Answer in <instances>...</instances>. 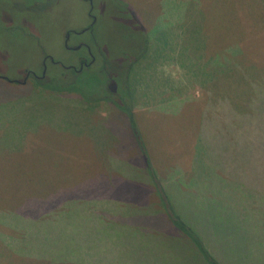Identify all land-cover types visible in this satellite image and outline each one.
I'll return each instance as SVG.
<instances>
[{
    "label": "rangeland",
    "instance_id": "1",
    "mask_svg": "<svg viewBox=\"0 0 264 264\" xmlns=\"http://www.w3.org/2000/svg\"><path fill=\"white\" fill-rule=\"evenodd\" d=\"M7 1L0 0V6H9ZM34 2L40 6L31 11L38 22L29 23L31 36L8 39L0 35V49L9 50V58L0 59V217L14 223L21 220L28 227V217H14L10 210L19 199L30 197L33 185L40 186L42 193L54 186L69 191L72 183L106 178L99 166L108 164V156L117 151V146L125 155V147L131 142L125 133L127 121L109 118V106L46 91L39 87L44 82L34 78L24 86L15 82L23 79L26 68L40 74V61L46 55L58 61L50 64L49 70L60 74L70 64L78 67L69 62L86 52L66 50L63 40L67 30L81 31L89 24L87 2L19 0L15 4ZM90 13L96 19L93 35L71 34L68 43L75 47L94 36L93 48L99 52L89 76L102 78L100 55L107 58L108 70L110 63L117 68L119 60L114 59L113 49L115 46L125 51L128 47L125 26L128 20L132 23L129 17L136 16L135 21L145 28V51L131 64L120 92L131 104L157 171L164 177L173 168L174 173L180 171L185 182L192 184L172 192L178 209L195 217L199 226L224 228L216 237L222 246L220 256L230 264H239L236 214L232 217L230 213L231 181L216 180L214 176L218 166L236 171V139L232 138L236 132V108L246 110L252 97V80L264 75V0H92ZM136 32L137 49H132L133 55L128 54V58L142 50L141 30L136 28ZM204 37L211 38L209 48ZM200 43L204 48L193 46ZM218 43L226 45L223 55L209 57ZM64 73L71 80L79 77L71 71ZM77 87L82 91L81 85ZM194 92L199 96L194 97ZM106 126L115 128L121 137ZM204 131L216 139L209 137L208 142H200ZM214 147L229 158L212 160L204 151ZM123 151L118 154L122 156ZM52 234L63 243L61 249L59 246L52 250H60L65 256L85 247L74 229L61 227ZM9 235L10 231L0 225V264H70L58 256L55 262L42 255L32 257L29 253L34 246L30 244L21 245L22 253L17 256L6 245L9 242L5 237ZM127 253L158 261L155 251L146 255L142 249L131 248Z\"/></svg>",
    "mask_w": 264,
    "mask_h": 264
},
{
    "label": "trees",
    "instance_id": "2",
    "mask_svg": "<svg viewBox=\"0 0 264 264\" xmlns=\"http://www.w3.org/2000/svg\"><path fill=\"white\" fill-rule=\"evenodd\" d=\"M135 17H129L132 23L128 20L125 26L129 48L124 51L114 46V59L119 60L117 68L110 63L111 70H108L109 63L102 55L100 62L104 67L99 72L102 78L89 76L95 66L79 73L71 71L79 76L74 80L69 79L65 71L55 74L50 68L42 81L44 85L39 86L70 99L109 106L112 112L107 115L109 118L116 116L127 121L125 133L131 142L125 147V155L117 146V151L108 156V164L99 166L106 178L72 183L69 191L54 186L42 193L40 186L33 185L30 197L19 199L10 210L14 217H28L29 227L21 220L14 223L12 219L0 217V225L10 231L5 237L9 242L6 245L17 256L22 253L21 245L30 244L34 246L30 256L42 255L52 262L59 261L58 256L66 258L70 264H136V260L138 264H165V259L166 264H230L220 256L222 246L216 239L224 228L199 226L195 217L190 218L178 209L172 192L176 188H190L192 184L185 182L180 171L174 173L173 168H169L164 177L157 171L131 104L120 92L126 84L128 69L141 58L148 42L145 28L142 29L143 25L135 21ZM136 28L142 33L139 44L142 50L128 58V54L133 55L137 49ZM120 35L124 38V33L120 32ZM82 76L88 77L84 80ZM251 87L252 97L246 110L236 108V132L232 134L236 139V171L218 166L214 177L231 181L228 189L232 193L229 202L233 207L236 205L230 210L232 217L236 214V259L239 264H264V75L252 80ZM107 128L120 135L115 128ZM209 137L212 135L208 136L204 131L199 140L208 142ZM215 139L212 137L213 141ZM215 150L216 147L204 152L210 153L215 161L229 158L221 149ZM119 151H123L122 156ZM131 191L136 195H129ZM61 227L74 229L80 244L85 247L67 256L60 250L53 251L59 246L61 249L63 244L52 234ZM129 239L131 243L127 242ZM131 248L142 249L146 255L155 251L158 261L143 259L138 253L129 255L127 250Z\"/></svg>",
    "mask_w": 264,
    "mask_h": 264
},
{
    "label": "flooded vegetation",
    "instance_id": "3",
    "mask_svg": "<svg viewBox=\"0 0 264 264\" xmlns=\"http://www.w3.org/2000/svg\"><path fill=\"white\" fill-rule=\"evenodd\" d=\"M16 1L19 0H15V2ZM84 1L87 2V4L89 5L88 16L90 18V22L81 31H76L73 29L67 30L64 35L63 46L66 48V50H74L76 52H79V50L84 49L86 52L84 54H79L78 56H75L73 60L69 62H74L78 64V67L73 64H70L66 68H64V71H74L76 73H79L84 69H89L90 67L95 66V64L97 63V54L99 51H95L93 48V45L96 44L94 36L91 37V40L89 42L80 41L75 47H70L68 45L69 41L71 40V34L77 35L79 33H89L93 35V29L96 24V19L92 16V13H90L92 11V0ZM15 2L13 0L12 4V0H9L6 2L7 4H9V6H0V8H2V10L0 11V35L3 34L5 35L3 37L8 39L21 36L22 34H24L25 37H28V35L31 36L33 32L29 29V23L31 22L33 25L35 23H38L35 20V17L31 14V11L37 9L36 6H40L37 2L31 3L30 5L27 4L26 6H20L18 4H15ZM8 58L9 50L0 49V59L6 60ZM51 58L52 57L47 55L42 58L39 65V68L41 70L40 74H36V72L32 69L26 68L24 69L23 79H15V82L18 85L24 86L31 78H34L36 81H43L47 77L49 65L58 64V61L53 58V61H51ZM0 79H2V77H0Z\"/></svg>",
    "mask_w": 264,
    "mask_h": 264
},
{
    "label": "crops",
    "instance_id": "4",
    "mask_svg": "<svg viewBox=\"0 0 264 264\" xmlns=\"http://www.w3.org/2000/svg\"><path fill=\"white\" fill-rule=\"evenodd\" d=\"M236 31V30H235ZM234 31V33H236ZM224 33V32H223ZM186 34V33H185ZM225 35V34H224ZM190 38L192 37V34L189 36ZM203 39H205V45L207 46V48H209L210 46H208V44H209V42L211 41L210 39V37H208V38H206V37H204ZM203 39H202V41H201V43H203ZM201 43L199 44V45H193V46H197V48L196 49H199V48H201V47H203V46H201ZM204 44V43H203ZM222 44H223V42H222ZM201 46V47H200ZM225 46L226 45H223L222 47L220 46V44L218 43V44H216L215 45V47H216V49L215 50H213L212 51V54H210V53H208V55H209V57H214L216 54H222L223 55V50H224V48H225ZM221 47V48H220ZM204 48V47H203ZM206 47H205V50L204 51H206V49H207ZM219 48H220V50H219ZM209 51V50H208ZM214 52V53H213ZM206 54V53H205ZM224 64V63H223ZM222 64V65H223ZM195 93V94H194ZM194 93H192V94H194L193 96L194 97H196V96H199V94L198 95H196L197 93L196 92H194ZM190 101H192L191 99H190ZM193 101H196V99H194ZM192 101V102H193Z\"/></svg>",
    "mask_w": 264,
    "mask_h": 264
},
{
    "label": "water",
    "instance_id": "5",
    "mask_svg": "<svg viewBox=\"0 0 264 264\" xmlns=\"http://www.w3.org/2000/svg\"><path fill=\"white\" fill-rule=\"evenodd\" d=\"M51 61H53L52 58H51Z\"/></svg>",
    "mask_w": 264,
    "mask_h": 264
}]
</instances>
